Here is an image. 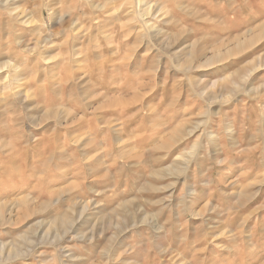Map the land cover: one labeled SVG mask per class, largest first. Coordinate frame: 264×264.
Here are the masks:
<instances>
[{"label": "rangeland", "instance_id": "obj_1", "mask_svg": "<svg viewBox=\"0 0 264 264\" xmlns=\"http://www.w3.org/2000/svg\"><path fill=\"white\" fill-rule=\"evenodd\" d=\"M73 1L0 0V264H264V0Z\"/></svg>", "mask_w": 264, "mask_h": 264}, {"label": "bare ground", "instance_id": "obj_2", "mask_svg": "<svg viewBox=\"0 0 264 264\" xmlns=\"http://www.w3.org/2000/svg\"><path fill=\"white\" fill-rule=\"evenodd\" d=\"M2 1V0H1ZM49 1V0H48ZM75 1V0H74ZM73 1V2H74ZM102 1V0H101ZM135 1V0H134ZM5 2V1H4ZM3 2V3H4ZM7 2V1H6ZM51 2V1H50ZM84 2H86V1H84ZM88 2H89V4H91V2H90V0H88ZM138 2H140L141 4H143L144 6H147L146 7V9L145 10H143L144 12L143 13H138V15L139 14H141L140 15V20L139 21H141V23L142 24H145V25H147L148 27L150 26V24L147 22V18L150 16V15H152V13H153V10L154 9H157L158 7H157V5H153L151 2H148L147 0H139ZM55 3H56V1H55ZM119 3H121V2H119ZM139 3V4H140ZM75 4V3H74ZM73 4V5H74ZM106 4H108V3H106ZM137 4V3H136ZM140 4V5H141ZM16 5V4H15ZM92 5L94 6L95 5V3H93L92 2ZM103 5V4H102ZM49 6V5H48ZM130 6V5H129ZM137 6V5H136ZM135 6V7H136ZM15 7V6H14ZM50 7V6H49ZM87 7V6H86ZM96 7H98V8H104V6H100V5H97ZM51 8V7H50ZM68 8V7H67ZM73 8H74V6H73ZM95 8V7H94ZM141 8V7H140ZM139 8V9H140ZM145 8V7H144ZM161 8V7H160ZM4 9V8H3ZM17 9V8H16ZM20 9V8H19ZM75 9V8H74ZM73 9V10H74ZM143 9V8H142ZM165 9V8H164ZM10 10V9H9ZM15 10V9H14ZM138 10V9H137ZM158 10V9H157ZM162 10V9H161ZM71 11V10H70ZM75 11V10H74ZM104 11V10H103ZM156 11V10H155ZM53 12V11H52ZM64 12V11H63ZM66 12V11H65ZM141 12V11H140ZM74 13V12H73ZM165 13V12H164ZM7 14V13H6ZM9 14V13H8ZM11 14H14L15 15V19H16V21L17 22H20V23H24V19L26 18V21H27V23H28V21H29V19L31 18V17H28V15L30 14H27V12L26 11H19V10H15V11H13ZM55 14V13H54ZM62 14V13H61ZM135 14V13H134ZM158 14V13H157ZM56 15V14H55ZM65 15V14H64ZM102 15V14H101ZM107 15V14H106ZM108 15H109V13H108ZM137 15V14H136ZM168 15V14H167ZM92 16H93V14H92ZM166 16V15H165ZM10 17V16H9ZM27 17H28V19H27ZM91 17V16H90ZM94 17V16H93ZM139 17V16H138ZM151 17V16H150ZM13 18V17H12ZM162 18V17H161ZM9 19V18H8ZM57 19V18H56ZM55 19V20H56ZM79 18H77V20H78ZM64 17H62L61 16V18H59L58 20H57V23H59V25L60 24H62L63 22H64ZM69 20V19H68ZM73 20V19H72ZM71 20V21H72ZM26 21H25V23H24V25L26 24ZM70 21V20H69ZM153 21V20H152ZM90 22H91V20H90ZM156 22V21H155ZM31 23V22H30ZM98 23V22H97ZM54 24V23H53ZM159 24V23H158ZM18 25H20V24H18ZM35 25V24H34ZM76 25V24H75ZM11 26H12V24H11ZM16 26V25H15ZM14 26V27H15ZM31 26H32V24H31ZM71 26V25H70ZM142 26V25H141ZM152 26V25H151ZM28 27V26H27ZM37 27V26H36ZM77 27V26H76ZM144 27V26H143ZM153 27H155V26H153ZM20 28V27H19ZM22 28V27H21ZM25 28V27H24ZM79 28V27H78ZM82 27L80 26V29H81ZM146 28V27H145ZM26 29V28H25ZM115 29V28H114ZM117 29V28H116ZM137 29V28H136ZM153 29V28H152ZM151 29V27H150V29L149 30H152ZM156 29V28H155ZM154 29V30H155ZM16 30V29H15ZM20 30V29H19ZM28 30V29H27ZM79 30V29H78ZM145 30V29H144ZM32 31V30H31ZM69 31V30H68ZM73 31V30H72ZM116 31L117 30H115V33H116ZM22 32H23V30H22ZM78 32V31H77ZM161 32V31H160ZM25 33V32H24ZM27 33V32H26ZM29 33V32H28ZM10 34V33H9ZM17 34V33H16ZM69 34H71L70 32H69ZM74 34V33H73ZM148 34V33H147ZM146 34V35H147ZM151 34H153V33H151ZM157 34H159V33H157ZM3 35V34H2ZM85 35V34H84ZM4 36V35H3ZM2 36V37H3ZM12 36V35H11ZM34 36V35H33ZM14 37V36H13ZM31 37V36H30ZM71 37V36H70ZM145 37V36H144ZM27 38V37H26ZM36 38V37H35ZM51 38H53V37H51ZM69 38V37H68ZM43 39V38H42ZM45 39V38H44ZM47 39H49V38H46V43L48 42L47 41ZM18 39H16V41H17ZM30 40V39H29ZM70 40V39H69ZM30 42V41H29ZM39 42V41H38ZM73 42V41H72ZM23 43V42H22ZM28 42H26V44H27ZM20 44V43H19ZM18 44V45H19ZM29 44V43H28ZM34 44V43H33ZM44 44V43H43ZM78 45V44H77ZM31 46V45H30ZM52 46V45H51ZM67 46H68V44H67ZM72 47V46H71ZM68 48V47H67ZM41 49V48H40ZM69 49V48H68ZM74 49V48H73ZM73 49H72V51H73ZM25 52V51H24ZM68 52V51H67ZM66 52V53H67ZM74 52V51H73ZM69 53V52H68ZM37 55V54H36ZM187 55V54H186ZM69 57V56H68ZM189 57V56H188ZM194 59H195V56L194 55H191L190 56V58L186 61L187 63H192L193 61H194ZM31 60V59H30ZM49 63V62H48ZM45 64V63H44ZM64 64H62V66H63ZM47 67V66H46ZM18 68V67H17ZM11 69V68H10ZM16 69V68H15ZM21 69V68H20ZM18 70V69H17ZM8 71V70H7ZM17 72V71H16ZM15 72V73H16ZM11 73V72H10ZM59 73V72H58ZM15 76H16V74H14ZM12 77H14V76H12ZM15 79V78H14ZM19 80V79H18ZM7 85V84H6ZM5 85V86H6ZM9 85V84H8ZM16 86V85H15ZM20 89V88H19ZM11 91V90H10ZM12 92H13V90H12ZM22 94V93H21ZM25 94V93H24ZM14 95V94H13ZM23 95V94H22ZM15 96V95H14ZM33 96V95H32ZM2 97V96H1ZM26 97H28V95L26 94ZM32 98V97H31ZM14 99V98H13ZM21 99V98H20ZM17 100V99H16ZM24 100V99H23ZM29 100V99H28ZM2 101V100H1ZM61 106H59V108H60ZM64 108V107H63ZM55 110V109H54ZM54 113H55V115L57 116L58 114H59V111H54ZM67 116V115H66ZM65 117V116H64ZM62 123V122H61ZM65 123H66V121H65ZM186 128V127H185ZM181 132H182V130H180ZM182 141V140H181ZM179 142H180V140H179ZM76 145V144H75ZM172 150H173V148H172ZM177 159V158H176ZM181 162V161H180ZM185 162V161H184ZM183 162V163H184ZM188 162V161H187ZM175 166V165H174ZM173 166V167H174ZM183 168V167H182ZM180 169V168H179ZM171 170V169H170ZM174 170V169H173ZM172 171V170H171ZM182 171V170H181ZM160 173V172H159ZM162 173V172H161ZM55 192V191H54ZM66 193V192H65ZM56 195V194H55ZM30 197V196H29ZM56 197H57V195H56ZM55 197V198H56ZM63 197V196H62ZM19 202H21V203H23L24 204V206L27 208V206L29 207V204H30V202H29V200L27 199V198H23V199H21ZM51 202V201H50ZM8 204H6V203H2L1 204V207H0V211H1V213L0 214H2V215H0V218L2 219V216L3 217H6V215H4V213H3V211H2V208L3 207H6ZM11 205V211H10V213L8 214V216H10L11 214H12V212H13V210H15V207L17 206H14L13 205V203H11L10 204ZM207 207V206H206ZM31 210V209H30ZM35 210V207L32 209V211H34ZM67 218H63L62 219V221L63 222H67ZM30 240V239H29ZM38 247V246H37ZM34 249V248H33ZM60 249V248H59ZM26 253V252H25ZM29 253V252H28ZM36 253V252H35ZM59 254V253H58ZM57 254V255H58ZM67 254V253H66ZM65 254V255H66ZM14 255V256H13ZM24 254L22 253V252H15V251H12V252H10V255L8 254V259L7 260H15V259H18V258H22V256H23ZM26 255V254H25ZM30 256V255H29ZM62 256V255H61ZM39 257V256H38ZM25 258V257H24ZM69 258V257H68ZM0 259H1V257H0ZM28 259V258H27ZM2 260V259H1ZM1 260H0V262H1ZM60 260V259H59ZM127 262V261H126ZM4 263V262H3ZM10 263V262H9Z\"/></svg>", "mask_w": 264, "mask_h": 264}]
</instances>
